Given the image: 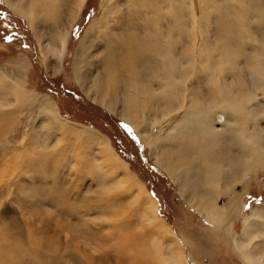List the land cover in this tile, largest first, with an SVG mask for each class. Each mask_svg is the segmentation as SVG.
<instances>
[{"label": "rangeland", "instance_id": "obj_1", "mask_svg": "<svg viewBox=\"0 0 264 264\" xmlns=\"http://www.w3.org/2000/svg\"><path fill=\"white\" fill-rule=\"evenodd\" d=\"M19 1L10 0L11 3ZM22 1L26 4L27 0ZM100 1L84 0L80 13L69 29L78 0H52L50 12L42 13V17L40 15L37 29H34L26 17L10 7L7 0H0L1 71L8 76L19 78L23 88L33 91L39 97L48 96L56 104L62 119L94 135L92 140L85 142V153L79 148L82 138H79L80 140L73 138L65 132L67 129L50 131L49 127H46L48 125L40 121L36 102L31 104L30 101L27 104L24 101L23 105L20 103L21 107L11 97L12 101L9 97L4 101L7 105L3 111L4 116L6 117L7 111L8 113L14 111L15 114H7L8 120L4 116V120L0 119V126L6 123L10 126H1L4 132L0 129V264H85V262L115 264L113 259L116 253L109 249L108 253L105 252L104 245H100L104 240L103 237H99V233L104 232L109 224L116 223H127L133 231H145L146 245L149 241L151 246L153 243L150 240L151 235L146 234V227L141 226L136 220L134 210V203L137 197L140 198L138 195L140 186L145 187L155 198L158 216L173 232L174 241L182 247L186 264H248L233 251L231 238L233 234H239L243 215L252 206L260 205L264 201V167L259 168L249 182H242L233 187L234 199L236 202L241 200V211L235 216L229 212L231 231L228 239L204 219L199 199L201 189L197 197L191 198L189 194L190 188L193 190L191 179L197 177L193 170L187 171L188 174L185 171L183 163L190 162V158L180 161L175 157H164L177 175L174 179L179 178V183L183 185L180 187L175 180H171L165 169L156 163L146 140L121 119L123 110L121 92L118 93L116 87L110 88L105 76L96 75L97 71L101 73L106 70V66L101 64L105 52H94V46L102 43L104 35L100 32L99 16L103 13L101 18L104 20L109 17L106 9L103 11L100 9ZM244 1L246 4L243 3L242 6L247 9L250 17H253V23L243 22L244 29H241L243 32L239 37V44L230 40V33L238 34L239 13L235 16L232 8L227 10L234 20L231 25L224 17V9L229 6L227 0H214L213 6L210 4L206 7L207 17L202 22L206 34L203 39L199 37L196 39V45L205 46V49L211 52V62L208 65L212 69H220L222 84L237 83L236 71L242 70V78L247 85L244 89L248 90V94L254 95L255 88L250 85L247 71L255 63L261 64V51L256 47L257 42L253 36L259 35V30L264 28V20L256 19L257 15L264 12V0ZM129 2L130 0L119 1V8L123 13H127ZM252 10L256 11L255 14ZM255 21L259 22L255 24ZM91 23L94 25L95 36L92 38L93 45L89 44L86 49H91L92 52H85L86 64L82 58L83 52L75 63L80 40L84 38ZM223 27L224 30L228 27L230 31L221 34ZM68 29L65 49L58 60L54 51L56 46L54 38L58 33L63 34ZM9 36L11 39L5 38ZM180 42L186 45L188 39H182ZM83 70L86 72L85 76H82ZM96 84L99 85L101 94L98 93L99 88L95 87ZM211 86L213 87V83ZM210 95L215 94L211 92ZM259 96V99L257 97L255 99L263 102L260 93ZM207 100L217 103L215 97ZM7 101L10 103L7 104ZM205 104L208 102L205 101ZM251 104L252 101L248 100L242 102L241 107L249 109ZM157 107L160 106L148 103L145 111L151 108L150 110L157 115ZM180 114L181 112L174 113L157 125H152L153 117H148V125L153 127L149 136H153L161 129L164 135L170 128L171 120L177 119ZM228 114L229 126L233 125V120L238 119L241 114L245 116L239 109L236 110V114L230 109ZM246 116L250 127L251 116L248 114ZM9 118L12 121L9 122L10 125ZM208 119L214 123L211 125L212 130L221 135L223 129H217L216 126L222 119L220 115L216 112ZM241 121L242 115L238 128ZM261 125L264 126V122L261 121ZM45 135L51 138L47 140ZM217 139L216 137L212 150L221 151L224 148L226 155L225 140ZM102 141H106L118 154L127 166L125 167L129 175L138 181V185L126 181L128 178L124 174V169L115 165L113 158L106 152L100 153L101 158L97 156V150L105 149ZM3 144L6 146L3 147ZM81 152L86 154L85 160L91 166H88L85 172L78 169L81 168L79 165L82 160ZM39 154H47V157L45 155V160L34 161L33 158ZM109 163L114 166L110 168ZM43 165H46L44 171L41 168ZM236 165L231 162L219 164L222 169L218 176L219 185L222 183L228 187L231 179L236 180ZM91 172L96 179L108 177L111 172L116 185L122 186L118 180L127 183L131 191L130 203L126 202L127 211L120 209L119 205L117 208L112 206L102 211L95 206L103 204L102 201L106 198L100 194L103 190H98V183L89 177ZM207 179L209 180V176ZM124 196L116 194L115 201L124 200ZM216 201L220 206L227 202L223 193ZM146 218L153 222L150 214H147ZM95 232H98V235L92 237L91 234ZM169 235L171 236L170 233ZM259 239L264 242V230ZM261 250L264 251L263 243L256 245V254L259 255ZM132 255L138 257L134 253Z\"/></svg>", "mask_w": 264, "mask_h": 264}, {"label": "bare ground", "instance_id": "obj_2", "mask_svg": "<svg viewBox=\"0 0 264 264\" xmlns=\"http://www.w3.org/2000/svg\"><path fill=\"white\" fill-rule=\"evenodd\" d=\"M119 1H100V9L102 11L106 9L109 17L104 20L101 18L103 13L99 16L100 32L104 35L101 39L102 43L94 46V52H105L101 64L106 66V70L105 72L101 71V73L97 71L96 75L105 76L108 79L110 88L116 87L118 93L121 92L123 96L121 119L140 134L143 140H146L149 151L154 154L153 157L157 161L156 163L163 170L165 169L171 180H175L180 187L183 185L179 183V178L174 179L177 175L174 173L170 162L166 161L164 157H175L180 161L190 158V162L183 163L185 171L187 173V171L193 170L197 177L191 179L193 190L189 187V194L191 198L197 197V193L201 189L199 199L202 204L204 219H207L210 226L219 229L228 238L231 231V221L228 220L229 212L235 216L240 214L241 211V200L236 202V199H234L235 195L233 193L235 191L233 187L242 182H249L251 176L256 175V171L262 166L264 167V126L261 125V121L264 122V28L261 26L263 29L259 30L260 34L253 36L257 42L256 47L261 51L262 59L261 64L255 63L247 71L251 81L250 85L255 88L254 95H251L248 94V90L244 89L247 85H245V80L242 78V70L236 71L237 83L224 82L222 84L220 69H212L208 65L211 62V52H208L205 46L196 45V39L198 37L203 39L206 34L202 22L207 17L206 7L210 4L213 6L214 0H130L127 13H123L119 8ZM51 2L52 0H27L24 4L25 2L22 0L17 3H11L10 0H7L10 7L21 16L26 17L34 29H37L40 15L42 17V13L48 14L50 12ZM83 2L84 0H78L73 18L68 26L69 29L80 13ZM227 2L229 6L225 5L224 17L228 20L225 21H230L233 25V17L227 12L230 8H232L235 16L239 13V36L235 32L230 33V40L239 44V37L243 32L241 29H244L243 22L252 24L253 17H250L247 9L245 10L242 6L243 3L246 4V1L227 0ZM255 12V10H252L253 14ZM256 19H260L259 21L264 20V12L257 15ZM259 21H255V24ZM69 29L63 34L58 33L54 38L56 43L54 51L58 60L64 52ZM94 30V25L91 23L84 38L80 40L79 53L76 55L75 63L82 52L83 61L85 64L87 63L85 52H92L91 49L86 48L89 44L93 45ZM228 31H230L228 27L227 30H224L223 27L221 34ZM186 38L188 44L182 45L180 41ZM84 71L82 76H85L86 72ZM79 78L82 80L80 74ZM18 79L8 76L0 69V119L4 120L5 112L3 111L7 106L4 101L8 97L19 104L18 106H21V102L23 105L24 101L27 104L30 101L31 104L36 102L40 121L48 125L45 126L49 127L50 131L67 129L65 132L73 138L78 140L82 138L79 148L85 152V142L92 140L94 135L85 129L83 131L74 125H70L69 121L61 118L56 104L48 96L42 98L33 91L26 90L23 88L20 79ZM212 83L213 87L211 86ZM95 87L99 88V85L96 84ZM211 92L215 95L211 96ZM258 92L261 94L263 102L257 100L260 97ZM98 93L101 94L100 88ZM211 97H215L217 103L207 100ZM256 97L257 99H255ZM248 100H251L252 104L249 109L245 106L243 109L241 103ZM10 101H7V104ZM205 101L208 104H205ZM148 103L160 106L156 108L158 116L150 110L151 108L145 111ZM230 109L234 114L238 109L245 114V116L241 114L242 121L239 128L241 115L238 119L233 120V125L229 126L227 124ZM13 112L8 113L7 111L6 117L7 114H15ZM177 112H181L180 116L177 119L174 118L175 120H171L170 128L164 132V135L163 129H161L157 130L160 132L156 131L153 136H149L153 127L148 125V117H153L151 120L152 125H157ZM216 112L222 118L220 122L218 119L219 123L216 125L218 126L217 129H223L224 132L221 135L212 130L211 125L214 123L208 119L210 115L212 117V114ZM246 114L251 116L250 127H248ZM155 116L156 118H154ZM6 119L8 120V118ZM12 121L10 119L8 123ZM4 125L1 126L4 127ZM1 126L0 129L4 132ZM210 133L215 135L209 136ZM216 137L225 140L226 155L224 154V148L221 151L212 150ZM50 138L49 135H45V139ZM102 143L105 144V151L103 149L97 150V156L101 158L100 153L106 152L113 158L115 165H119L124 169V174L128 178L126 181L138 185V181L132 175H129L130 173L126 169L127 166L124 165L118 154L106 141H102ZM2 146L6 145L3 144ZM85 153L81 152L82 160L79 163L81 168H78L82 169L83 172L90 166L88 161L85 160ZM45 155L47 157V154L36 155L33 160L36 162L42 161ZM224 162L237 164L235 166L236 180L231 179V184L228 187L222 183L219 185L218 182L219 173H222L219 164ZM108 166L112 168L114 165L109 163ZM45 167L46 165L41 166L43 171ZM78 169L77 171H79ZM182 176L185 177V175ZM207 176H209V180ZM89 177L98 183V190H103L100 194L106 198L102 201L103 204L95 205L100 211L108 210L112 206L117 208L118 205L121 207L120 209L127 211L126 202L130 203L131 191L124 180H118L122 183V186L116 185L114 182L116 180H114L115 178H113L111 172L105 178L96 179L93 172L89 174ZM72 182H74V179ZM67 188L69 187L67 186ZM118 193L125 195V199L120 201L116 199L115 201V195ZM222 193L227 202L220 206L216 200ZM138 195L140 198L137 197L134 203L136 220L141 226L146 227V234L151 235L152 245L150 246L149 241L150 247L148 244L146 245L145 231H133L127 223L106 226V230L99 233V237H103L104 240L100 245H104L105 252L109 249L114 254L116 253L113 259L115 264H186L182 247L174 241L173 232L158 216L155 198L143 186L139 187ZM147 214H150L153 222L146 218ZM262 230H264V201L260 205L252 206L243 215L239 234H233V238H231L233 251L248 264H264V251L261 250L259 255L256 254V245L259 243L264 244L263 240L259 239ZM91 235L96 237L98 232ZM132 253L138 257H134ZM88 258L90 259V257Z\"/></svg>", "mask_w": 264, "mask_h": 264}, {"label": "snow or ice", "instance_id": "obj_3", "mask_svg": "<svg viewBox=\"0 0 264 264\" xmlns=\"http://www.w3.org/2000/svg\"><path fill=\"white\" fill-rule=\"evenodd\" d=\"M6 39H11V37L9 36V37H5Z\"/></svg>", "mask_w": 264, "mask_h": 264}]
</instances>
